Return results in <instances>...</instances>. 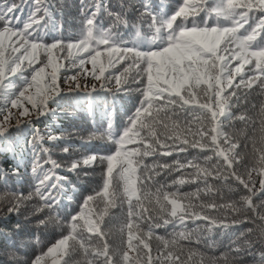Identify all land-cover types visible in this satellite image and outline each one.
Here are the masks:
<instances>
[{
	"label": "snow or ice",
	"instance_id": "1",
	"mask_svg": "<svg viewBox=\"0 0 264 264\" xmlns=\"http://www.w3.org/2000/svg\"><path fill=\"white\" fill-rule=\"evenodd\" d=\"M22 7L16 0H0L3 149H15L17 139L11 135L12 129L31 127L35 120L59 109L57 98L65 91H83L89 97L97 92L138 93L140 102L119 135L111 119L99 133L100 139L115 145L114 150L69 159V172L79 175L97 163L101 170L99 183L66 223L56 212L67 180L57 170L65 166L50 155L41 161L36 144L38 141L39 152L48 153L43 146L45 139L55 143L64 136L52 131L41 135L33 128L34 190L28 195L17 194L4 181L0 203L6 204L9 212H19L26 201L38 198L33 214L48 210L37 221L38 226L47 230L52 220L60 233L47 244L35 237L39 254L34 257L15 251H0V256L6 255L10 264H231L233 257L244 251L241 246L250 235L247 230L253 228L247 227L249 221L264 234V0H176L171 9L162 3L157 10H153L151 0H142L138 23L131 26L128 38L113 31L118 25L128 26L125 11L113 12L106 3L89 6L81 0L80 27L75 32L68 30L67 38L63 25H53L48 0H31V10L21 25L17 12ZM104 15L112 17L108 27L103 24ZM52 26L61 35L48 43ZM64 61L79 69L64 75V84H70L67 89L60 84ZM125 61L128 63L117 70ZM89 63L90 72L86 68ZM130 73H135L131 85L136 87L129 84ZM81 75L100 81L99 91L95 84L90 89L82 85ZM253 94L260 97L258 103H251ZM242 104L250 105L255 116L242 109ZM236 122L251 125L252 134L247 127L229 132ZM93 138L95 131L88 137ZM190 149L204 153L203 157L145 163L147 157L172 156ZM165 169L180 175L171 185L150 191L148 182ZM13 173L19 174L16 169ZM7 175L0 170V176ZM196 181H202L203 186L180 192L186 183ZM213 181L234 184L240 190L239 199L213 197L194 204L202 192L212 194ZM145 202L159 206V219ZM118 207L122 209L120 242L113 246L106 239L104 219L110 215L115 218L111 210ZM221 209L227 212L220 214ZM186 220L193 221L191 229ZM170 224V235L156 233L157 228ZM238 225H245L240 229L244 238L234 240L227 251L209 255L200 250L201 236H194L198 230L210 236L216 229ZM153 240L158 242L155 249ZM252 250L247 252L254 257V264H264V250L258 251V256Z\"/></svg>",
	"mask_w": 264,
	"mask_h": 264
},
{
	"label": "trees",
	"instance_id": "2",
	"mask_svg": "<svg viewBox=\"0 0 264 264\" xmlns=\"http://www.w3.org/2000/svg\"><path fill=\"white\" fill-rule=\"evenodd\" d=\"M89 6L93 3H106L113 12L126 13V19L128 26L124 25L116 26L113 31L128 38L132 32L131 26L138 23L142 0H86ZM176 0H151L153 10H157L162 3L168 5L169 9L175 4ZM16 3H23L22 9L18 10L17 18L22 22L27 18L28 12L31 10V0H16ZM49 7L52 8L54 14L53 25L61 24L65 29L63 33L64 38L68 36V30L73 32L77 31L80 27V7L81 0H48ZM103 24L108 27L112 24V17L104 15ZM17 25V27L21 26ZM59 33L55 31L54 26L50 27L46 42L51 43L54 40L60 38ZM65 68L61 72V88L67 89L70 84H64V75H72L79 71V69L71 68L68 66V61L63 62ZM124 63L117 66V70L122 69ZM86 68L90 72L92 69L91 64H87ZM108 73H105L107 76ZM135 73L129 74V84L131 85V76ZM79 81L82 85H87L90 89L91 85H97L99 91L100 81L92 79L90 76L85 78L83 75L79 77ZM74 83V82H70ZM136 87V85H131ZM59 101V109H56L54 113H50L46 117H41L39 120H35L31 127L23 126L21 129H12L11 135L17 139L14 151H8L3 149V144L0 142V170L7 171L8 175L0 176V188L4 186V181H7V187L9 190L14 191L17 194L28 195L34 188L36 180L32 172L33 163V128L39 131L41 135H47L49 131H52L56 135H63L64 139L58 140L55 143L45 139L43 146L50 151L48 153L39 152V142L37 141V153L41 161L46 155H50L52 159L56 160L61 165L57 170L58 174L63 177H67L64 182V192L61 193L59 204L56 206V212L61 218V222L67 221L72 215H75L80 207L81 201L90 194L100 181L101 166L99 163L93 169L82 170L79 175L74 172L66 170V165L70 158H79L81 154L90 153H108L114 150L115 145L110 141H106L99 138V133L106 130L108 123L111 122L114 126L115 134L119 135L121 131L127 126L128 119L134 114L137 109L140 97L138 93L125 95L123 92L113 95L111 92H97L91 97L84 94L83 91L73 92L65 91L62 96L57 98ZM260 97L253 94L250 97L251 103H258ZM3 103V101H0ZM2 106V104H0ZM89 108L91 110L89 111ZM241 108H246L248 113L255 116V110L251 109L250 105H241ZM259 121L257 120V125ZM241 127H247L248 132L252 134L251 125H243L240 122H236L235 127H229V132L239 131ZM96 132V138L88 139L92 132ZM134 145H130L133 147ZM67 147L68 152H63L62 149ZM251 145L249 144L248 150L250 151ZM204 153H199L196 149H190L185 153H173L172 156H152L145 158V163L150 164L154 160H158L161 163H171L177 157L184 162L186 159L202 158ZM245 161L251 162L249 157H245ZM211 163V162H209ZM44 167H50V164H44ZM18 171V175L13 173V170ZM243 171V168H241ZM161 174L154 177L153 181H149V190L155 191L157 187L162 185H171L172 180L180 175L179 172L171 171L169 169L160 170ZM191 172V169L185 170ZM88 174L85 175L84 173ZM257 180L259 178H256ZM213 191L209 195L207 193H201V199L199 201L193 200L194 204L206 202L213 197H223L224 199H239L240 190L232 186H226L219 181H213ZM197 185L203 186L202 181H196L192 183H186L180 188V192H193L196 190ZM171 190V189H166ZM259 201V198H257ZM183 202V201H182ZM38 203V198H33L26 201L21 206L19 212H9L7 205L0 203V251L4 253L15 251L22 255L31 258L39 254V246L34 243L35 237H39L42 244H47L48 241L55 240L60 229L57 227V222L50 220L48 222L47 230L43 226H38L37 221L47 214V209L42 212L34 213V208ZM135 203V201H134ZM146 207L152 210L153 217L159 219L158 211L159 206L153 202L151 205L145 202ZM125 208L127 205L124 206ZM168 207H171L170 205ZM217 211V210H213ZM115 214L113 216H106L104 219V227L106 228L109 243L113 246H118L120 242V234L118 232L119 217L122 212L121 208L111 210ZM220 214H225L227 210H219ZM196 224H205L206 221H196ZM186 224L189 229L193 227L192 220H186ZM143 227V225H142ZM247 227H255L250 221ZM176 230H179L180 225L175 226ZM241 228H245V225L235 226L234 229L221 230L216 229L212 235L207 233H201L199 230L194 233L201 236V243L199 248L201 251L207 252L209 255H219L229 249V246L234 240L243 239L244 235L240 232ZM156 233L159 235H170L173 231V225H168L166 228H157ZM152 247L155 249L158 242L153 240ZM184 243H187L185 241ZM24 248H21V245ZM212 244L213 247L209 248L207 245ZM196 247L195 244L192 245ZM259 245L252 251L259 255ZM246 260L254 264V257L252 255H246ZM0 264H10L6 255L0 256Z\"/></svg>",
	"mask_w": 264,
	"mask_h": 264
},
{
	"label": "clouds",
	"instance_id": "3",
	"mask_svg": "<svg viewBox=\"0 0 264 264\" xmlns=\"http://www.w3.org/2000/svg\"><path fill=\"white\" fill-rule=\"evenodd\" d=\"M247 233H250V235L248 239L244 241V244L241 246L244 251H242L240 255L233 257L231 264H251V262L246 260L245 258L246 255H249L247 249H254L257 247V245H259V248L257 250H264V234H262L258 230V226L248 229Z\"/></svg>",
	"mask_w": 264,
	"mask_h": 264
}]
</instances>
